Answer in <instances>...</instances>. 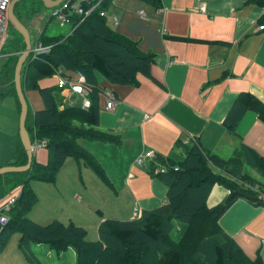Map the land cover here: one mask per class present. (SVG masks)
<instances>
[{
    "label": "crops",
    "instance_id": "1",
    "mask_svg": "<svg viewBox=\"0 0 264 264\" xmlns=\"http://www.w3.org/2000/svg\"><path fill=\"white\" fill-rule=\"evenodd\" d=\"M116 1L109 2L104 12L105 23L106 19L115 17L117 23L120 21L116 32L134 40L140 52L153 56L148 75L138 76L135 86L110 85L94 76L96 86L111 92L115 102L114 112L107 111L103 108L105 97L98 94V126L94 130L117 139L116 144L77 140V145L100 166L110 184L106 187L100 180L96 184L86 171L94 173L81 162L72 160L73 178H80L79 184L73 186L76 201H108L113 205L106 215L103 210L96 209L101 216H96L98 221L94 229L109 216L131 221L142 212L165 205L166 186L160 178H155L168 171L162 162L174 163L173 166L182 164L187 152L194 148L224 161L232 158L244 161L243 150L264 160V124L255 113L242 111L233 132H226L223 125L241 93L251 96L264 108V33L256 30V26L264 24V3L156 0L153 7L147 0H135L137 3L130 2L133 9L139 13L147 11L146 16L143 11V18L137 20L134 16L139 13L120 12ZM142 4L146 8L141 10ZM41 33L44 34L37 33L34 42ZM20 52L9 51L3 56L15 62ZM11 80L12 77L7 78L0 88L3 102L6 97L9 99L5 102V112L4 108L0 111L2 168L16 156L15 150L20 143L17 137L20 112L17 99L9 93ZM36 84L39 90L58 92L59 109L64 105L81 107L87 99L85 94H71L68 90L63 92V97L53 76L38 80ZM22 91L27 112L34 115L43 109L38 91L23 88ZM149 150L154 153L153 159L146 161L143 168L136 166L135 159ZM46 156L47 152L38 148L33 161L44 166ZM149 164H153L150 172ZM242 172L264 185L259 174L248 166L244 165ZM227 195L224 187L215 184L206 196L205 206L212 209L223 203ZM258 198L264 201L263 195ZM223 214L217 221L223 234L247 259L264 264L263 206L243 199L235 201ZM38 215L42 216L39 211ZM38 219L29 218L37 226ZM14 247L5 246L0 253V264L25 263L18 249L12 254Z\"/></svg>",
    "mask_w": 264,
    "mask_h": 264
},
{
    "label": "trees",
    "instance_id": "2",
    "mask_svg": "<svg viewBox=\"0 0 264 264\" xmlns=\"http://www.w3.org/2000/svg\"><path fill=\"white\" fill-rule=\"evenodd\" d=\"M249 1L264 3V0ZM109 2L111 0H104L84 19L72 16L67 36L53 37L41 33L37 41L42 47H48V51L35 58L29 56L22 66V87L27 91H38L43 105V109L34 115L28 112L25 130L30 143L43 141L47 156L44 166L32 159L30 170L23 174L0 176V204L15 196L10 212L5 216L7 223L0 224V253L11 235L17 234L20 236L17 249L28 264H40L29 249L33 245H43L56 255L72 249L75 264H261L242 255L217 225L218 219L235 201L244 199L264 208V201L258 198L259 195L264 196V185L242 172L246 165L264 181V160L248 150H243L244 161L233 158L224 161L194 148L187 152L182 164L173 166L174 163L162 162L168 171L155 178H160L166 186V204L159 209L142 212L132 221L107 219L98 223L94 243L86 242L82 228L71 224L63 226L57 221L37 226L25 217L36 204L29 183L55 182V175L66 158L81 162L104 186H110L100 166L77 145L80 139L117 143L116 138L94 130L98 126L96 99L102 91L96 86L94 76L110 85L135 86L138 76L148 75L153 55L140 52L134 40L106 26L99 11L106 12ZM147 3L156 6V0H147ZM65 71L79 73L83 78L88 102L86 110L68 105L59 109L55 98L57 91L38 89V80L61 75ZM10 85L9 93L15 96L14 86ZM233 104L223 124L226 132H233L237 117L244 110L255 113L264 124V108L251 96L241 93ZM15 153L9 162L22 167L26 153L20 144ZM151 170L153 164L148 165V171ZM215 184L224 187L228 195L223 203L209 209L205 206V199ZM95 212L101 216L98 210ZM177 226L182 229L179 241L170 237Z\"/></svg>",
    "mask_w": 264,
    "mask_h": 264
},
{
    "label": "rangeland",
    "instance_id": "3",
    "mask_svg": "<svg viewBox=\"0 0 264 264\" xmlns=\"http://www.w3.org/2000/svg\"><path fill=\"white\" fill-rule=\"evenodd\" d=\"M135 2V0H117L115 2V6H117L121 11L125 13L137 11L133 9V5L130 2ZM141 10L145 9L146 7L142 4ZM125 11V12H124ZM144 11V10H142ZM55 9H45L41 6L38 0H21L14 10V16L19 18V21L24 26L25 29L28 30V37L29 42L32 46L35 45L34 39L40 32L44 31V35L47 36H59L65 35L67 36L70 28L68 25L60 24L59 17H53L54 13H56ZM145 16L147 15V11L145 10ZM111 13V11H110ZM139 13V12H137ZM109 15V14H108ZM138 15V14H137ZM136 15V16H137ZM135 19L138 18V16ZM111 17L106 19V23L112 31H117L119 28L120 21H118L117 25H111L110 23ZM49 20V22H48ZM138 20V19H137ZM21 38L18 34H15L14 31L10 30L9 25L6 23L4 27V34L2 35L1 47H0V88L3 86L7 78L13 77L14 71H12L11 66L14 69V61H9V58L4 53H8L9 51L17 53L18 51L22 50L20 46ZM12 58V57H10ZM13 59V58H12ZM25 66V65H24ZM23 90L26 88L22 87ZM27 91V90H26ZM55 97V96H54ZM58 97V96H57ZM56 100L60 103V99ZM7 97L5 98L4 102L0 98V111L4 108L5 112V102L8 101ZM15 136H16V129H15ZM67 159V158H66ZM65 161V160H64ZM69 164V165H68ZM72 167V168H70ZM73 161L68 158L62 164V168L58 171L55 175L56 182L50 183V185L43 184V182H32L30 184L31 192L35 195L36 204L33 206L31 211H28L25 215L26 218H39L38 224L39 225H49L52 222L57 221L63 226L67 224H71L73 227L82 228L85 233V240L87 243H94L96 241V228L94 229L95 222L98 221L97 214L95 212L96 209L103 210L106 214H109L108 208H112V203L108 201H85L80 200L76 201L73 186L76 184L78 185V176H74L73 178ZM86 173L89 175L90 178H93L94 182H98V179L88 170ZM97 184V183H96ZM98 187L102 190L103 188L98 184ZM99 207V208H95ZM38 211L42 214V216H37ZM112 216H109V219ZM115 221H126L127 219H113ZM130 221V220H127ZM132 221V220H131ZM178 228L173 229L174 231L170 234V237L176 241H179L182 237V229ZM94 229V230H93ZM181 230V233H179ZM194 232V231H193ZM177 237V239H176ZM20 239V236L17 234H12L11 238L8 240L6 247L15 246V251L12 254H16L17 251V241ZM196 240V239H195ZM196 242H200L197 240ZM110 244V242H109ZM114 249L116 246L113 243L110 244ZM40 264H75L74 261V254L72 249L67 250L65 253H61L60 255H56L55 252L47 251L45 246L43 245H33L29 248ZM21 255V254H20ZM15 257V256H14ZM22 257V256H21ZM23 259V257H22ZM22 264H25L22 262ZM28 264V263H26Z\"/></svg>",
    "mask_w": 264,
    "mask_h": 264
},
{
    "label": "built area",
    "instance_id": "4",
    "mask_svg": "<svg viewBox=\"0 0 264 264\" xmlns=\"http://www.w3.org/2000/svg\"><path fill=\"white\" fill-rule=\"evenodd\" d=\"M11 0H0V47L2 41V35L4 34V27L7 23V16H6V9ZM52 2H56L57 0H50ZM104 0H63L61 4L58 5L56 8V13H54L53 17H59L60 24H65L69 26L70 18L72 16H78L81 19H84L88 16L91 12L98 9L99 5L102 4ZM55 9V8H54ZM105 11H99L100 16L104 18L106 16ZM143 11L137 15L139 18H143ZM49 22V20H48ZM112 25L117 23L115 17L110 19ZM256 30L259 33H264V24L256 26ZM35 45L30 46V53L29 56L35 58L36 55H43L46 54L48 51V47H42L40 43H38L37 39L34 42ZM17 56V55H16ZM31 58V59H32ZM56 79L57 89L60 91V94L64 96L63 92L68 90L71 94L77 95H86L83 78L79 73H68L67 71L63 72L61 75L56 74L53 76ZM104 98V106L103 108L107 111L114 112L115 102L113 100L114 95L111 94L108 90H102L100 92ZM88 108L87 100H83L81 109L86 110ZM32 153H35L38 148L44 149V143L42 140H35L32 144ZM154 153L152 150L146 151L141 156L135 159L136 166L139 168H143L146 165V161L149 159H153ZM15 201V196L10 197L7 201L0 204V224H6V214L10 212V207Z\"/></svg>",
    "mask_w": 264,
    "mask_h": 264
},
{
    "label": "water",
    "instance_id": "5",
    "mask_svg": "<svg viewBox=\"0 0 264 264\" xmlns=\"http://www.w3.org/2000/svg\"><path fill=\"white\" fill-rule=\"evenodd\" d=\"M21 0H11L9 6H7L6 9V16H7V24L10 27V30L14 31L15 34H18L21 38V43L23 49L18 55V58L16 59L14 63V74L11 80V84L14 86V95L15 98L17 99V104L19 107V112L20 115L18 116V134L17 137L20 141V146L23 149L24 153H26V162L22 167H15L14 165L9 164L5 165L3 168L0 167V176H5L9 174H23L27 170H30L31 168V161L33 159L34 153H32V145L31 141L28 138L27 132L25 130V119L26 115H28L27 112V105H26V98L23 96V91H22V84L20 83V73H22L21 69L23 64L28 60V55L31 51L30 46L31 43L29 42V37H28V31L27 29L24 28V26L21 24L19 21V18L14 16V7L20 3ZM41 3V6L45 9H54L57 8L59 4L63 0H57L56 2H52L50 0H38Z\"/></svg>",
    "mask_w": 264,
    "mask_h": 264
},
{
    "label": "bare ground",
    "instance_id": "6",
    "mask_svg": "<svg viewBox=\"0 0 264 264\" xmlns=\"http://www.w3.org/2000/svg\"><path fill=\"white\" fill-rule=\"evenodd\" d=\"M29 56V55H28Z\"/></svg>",
    "mask_w": 264,
    "mask_h": 264
}]
</instances>
